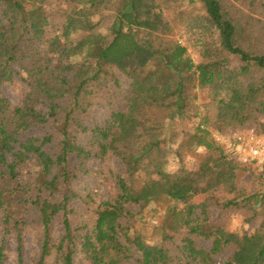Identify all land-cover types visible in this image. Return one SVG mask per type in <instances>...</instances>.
I'll list each match as a JSON object with an SVG mask.
<instances>
[{
	"label": "trees",
	"instance_id": "trees-1",
	"mask_svg": "<svg viewBox=\"0 0 264 264\" xmlns=\"http://www.w3.org/2000/svg\"><path fill=\"white\" fill-rule=\"evenodd\" d=\"M263 118L264 0H0V264H264V171L215 138Z\"/></svg>",
	"mask_w": 264,
	"mask_h": 264
},
{
	"label": "rangeland",
	"instance_id": "rangeland-1",
	"mask_svg": "<svg viewBox=\"0 0 264 264\" xmlns=\"http://www.w3.org/2000/svg\"><path fill=\"white\" fill-rule=\"evenodd\" d=\"M20 30L17 31V34L14 37V41L17 39L18 35L20 34ZM94 75V71L93 70H89L88 72L84 73L83 75L80 76V81H87L90 80ZM23 88L22 84H18L17 86H10V85H6L4 86L3 90L4 93L6 95V97L8 98V100L10 101V103L12 104H16L19 102L20 97H19V91ZM105 116V112H104V107L96 102L93 104L92 108H91V112H90V116H89V121L94 120V121H103ZM85 123L87 124L88 121H85ZM84 142V140H83ZM172 169L174 170H178V164L176 163H172L171 165ZM88 168L91 170L92 168H99L100 169H110L112 171H118L120 170V165L117 159L111 157V158H107L103 161H99V160H93L89 163ZM99 178H97V175L92 173L89 175H82L81 177H79L75 182V188L76 190L80 193V194H85L87 191L90 192V195L92 197V199L95 201L96 204L100 203L101 201H104L107 198V191L104 189V187L102 185H100L99 183ZM158 191L157 187H151V189H149L146 192V195H150L153 194L155 192ZM199 201V199L197 197H193V198H183L179 201L180 205H191L194 203H197ZM79 202V201H77ZM76 205H79V203H76ZM77 215L78 217L81 216V211L78 209L77 210ZM84 216V215H83ZM238 225V220L233 221V227H237ZM61 226L60 225H55L54 228V235L57 237L60 235L61 233ZM3 238V230L0 228V241ZM4 255H5V264H14L15 260H16V247L14 245V240L12 236H7L5 239V243H4ZM23 259L27 264L32 263L33 261L36 260L37 256H38V249H39V245H40V238L39 236L32 232H28L24 238H23ZM75 264H84V262L82 261V258L80 255H77L75 258Z\"/></svg>",
	"mask_w": 264,
	"mask_h": 264
},
{
	"label": "built area",
	"instance_id": "built-area-1",
	"mask_svg": "<svg viewBox=\"0 0 264 264\" xmlns=\"http://www.w3.org/2000/svg\"><path fill=\"white\" fill-rule=\"evenodd\" d=\"M262 121L264 123V118ZM215 138L239 160L252 161L264 171V134L256 135L254 129L233 130L225 135L216 134Z\"/></svg>",
	"mask_w": 264,
	"mask_h": 264
}]
</instances>
